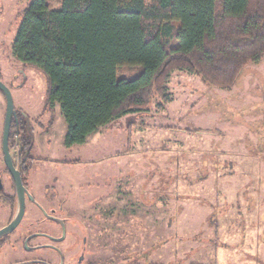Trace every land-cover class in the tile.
Returning <instances> with one entry per match:
<instances>
[{
	"label": "rangeland",
	"instance_id": "rangeland-1",
	"mask_svg": "<svg viewBox=\"0 0 264 264\" xmlns=\"http://www.w3.org/2000/svg\"><path fill=\"white\" fill-rule=\"evenodd\" d=\"M28 3L0 0L4 81L21 67L12 46ZM49 5L58 8L60 0ZM138 72L121 67L116 76ZM27 76L6 83L37 137L30 192L43 199L55 189L71 209H96L98 263L264 264V58L241 70L230 88L176 71L164 110L154 97L147 111L111 120L70 147L43 76ZM2 106L0 100V133ZM2 162L0 144V170Z\"/></svg>",
	"mask_w": 264,
	"mask_h": 264
},
{
	"label": "trees",
	"instance_id": "trees-1",
	"mask_svg": "<svg viewBox=\"0 0 264 264\" xmlns=\"http://www.w3.org/2000/svg\"><path fill=\"white\" fill-rule=\"evenodd\" d=\"M14 58L39 72L66 122V147L111 120L172 101L176 71L230 88L264 58V0H28ZM121 67H138L117 78ZM51 124V123H50Z\"/></svg>",
	"mask_w": 264,
	"mask_h": 264
},
{
	"label": "flooded vegetation",
	"instance_id": "flooded-vegetation-1",
	"mask_svg": "<svg viewBox=\"0 0 264 264\" xmlns=\"http://www.w3.org/2000/svg\"><path fill=\"white\" fill-rule=\"evenodd\" d=\"M19 65L21 67L12 69L7 81L29 78L27 75L32 69ZM7 81L0 70L3 85L0 100L4 104L0 133L3 160L0 170V264H100L95 258L96 249L101 247L94 232L98 224L91 220L98 215L96 209L92 208L90 213L85 209H71L68 198L60 196L55 189L52 193L46 192L43 199H37L30 192L29 179L36 160L31 152L37 137L29 117L14 109L13 101L6 156L3 144L8 111L6 93L11 96ZM18 176L20 190L17 189ZM22 202L23 213L17 220Z\"/></svg>",
	"mask_w": 264,
	"mask_h": 264
},
{
	"label": "water",
	"instance_id": "water-1",
	"mask_svg": "<svg viewBox=\"0 0 264 264\" xmlns=\"http://www.w3.org/2000/svg\"><path fill=\"white\" fill-rule=\"evenodd\" d=\"M0 87L3 88V85L1 83H0ZM6 98H7L8 111H7V117L5 120L4 131H3L4 132L3 144H4L5 154L7 156V151H6V149H7V134H8V130H9V124H10L9 117H10V112L12 110V100H11V96L8 93H6ZM16 181H17V189L20 190V187L22 188V185H21V181H20L19 176H18V178H16ZM18 212H19V214H18L17 220L19 219V217H21V215L23 213V202L21 203Z\"/></svg>",
	"mask_w": 264,
	"mask_h": 264
}]
</instances>
